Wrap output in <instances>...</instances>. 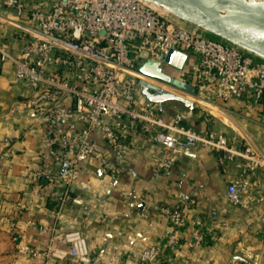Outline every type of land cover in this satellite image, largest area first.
I'll use <instances>...</instances> for the list:
<instances>
[{"label": "built area", "instance_id": "built-area-1", "mask_svg": "<svg viewBox=\"0 0 264 264\" xmlns=\"http://www.w3.org/2000/svg\"><path fill=\"white\" fill-rule=\"evenodd\" d=\"M29 3L0 0V21L14 10L16 25L25 33L17 52L0 38V69L12 62L16 78L32 91L11 112L29 111L43 127L45 149L30 174L38 185L43 179L59 181L60 207L79 182L80 166L85 162L96 163L111 177L113 186L119 185V170L109 167L111 152L123 155L131 146L139 150L156 146L167 155L163 167H170L177 154L192 147L211 148L221 162L239 168V175L228 182L227 199L236 206L250 207V176L264 167L260 147L247 135L197 129L194 109L177 104L162 107L143 93L142 83L180 91L196 107L225 111L228 102L236 99L255 109L264 102L263 58L224 38H211L204 29L147 0H57L35 7ZM171 51L186 56L182 68L164 60ZM148 62L173 66L177 76L165 73L192 89L144 73L141 67ZM97 136L109 150L98 147ZM166 214L171 225L166 249L171 254L180 250L186 235L197 247L215 231L214 226L189 221L180 209ZM12 226H16L14 221ZM56 239L52 236L47 258L74 256L80 264L91 263L82 232L72 231L60 239L68 247L54 245ZM22 252L39 254L27 246ZM162 254V248L151 246L140 252L139 259L146 263Z\"/></svg>", "mask_w": 264, "mask_h": 264}, {"label": "crops", "instance_id": "crops-1", "mask_svg": "<svg viewBox=\"0 0 264 264\" xmlns=\"http://www.w3.org/2000/svg\"><path fill=\"white\" fill-rule=\"evenodd\" d=\"M56 1L30 0L29 4ZM17 19L11 10L0 21V38L16 52L25 36ZM163 67L172 76L178 75L173 66ZM31 92L16 78L14 64L5 63L0 69V213L14 241L6 264H80L74 256L53 260L45 255L52 236L57 238L54 245L68 247L60 239L76 230L87 238L92 258L88 264H264V167L250 176V207L236 206L227 199L226 189L229 180L239 175V168L221 162L211 148L192 147L177 154L170 167H163L167 155L156 146L149 150L131 146L123 155L111 152L109 167L119 170V185L113 186L111 177L96 163L85 162L79 182L60 207L59 181L43 179L38 185L30 174L45 149L43 127L29 111L11 112ZM167 105L175 104L168 100L162 107ZM196 108L197 129L247 135L264 153V102L255 109L236 99L228 102L225 111ZM96 139L100 149H110L100 136ZM173 209L182 210L191 222L215 227L205 244L193 246L186 235L176 254L166 249L171 230L166 211ZM26 246L39 254L23 253ZM151 246L162 248V256L142 263L140 252Z\"/></svg>", "mask_w": 264, "mask_h": 264}, {"label": "water", "instance_id": "water-1", "mask_svg": "<svg viewBox=\"0 0 264 264\" xmlns=\"http://www.w3.org/2000/svg\"><path fill=\"white\" fill-rule=\"evenodd\" d=\"M147 1L162 6L185 22L237 44L264 59V0ZM185 57L184 54L171 51L164 60L182 68ZM155 65L154 62L145 65L149 75L156 74ZM168 77L171 81L192 89L190 85ZM142 90L149 99L158 102L161 106L168 100H187L176 93L146 82L142 83Z\"/></svg>", "mask_w": 264, "mask_h": 264}, {"label": "rangeland", "instance_id": "rangeland-1", "mask_svg": "<svg viewBox=\"0 0 264 264\" xmlns=\"http://www.w3.org/2000/svg\"><path fill=\"white\" fill-rule=\"evenodd\" d=\"M50 1H52V0H50ZM207 34L211 38H217L218 37L215 34H212L210 32H207ZM165 65H166V63L163 64V65L157 63L155 65V70H154V71H157V72H156V74L154 76L156 78L162 80V81L170 82L171 80L168 77L169 75H167L165 73V71L163 70V68H164L163 66H165ZM147 70H148V68L146 66L141 67V71H143L144 73L150 74V73H148ZM172 83H173V81H172ZM179 92H175V93L183 96V94H181ZM173 104H179L180 106H182V108H184L183 103L178 101V100H175V101L173 100ZM170 106L172 107V105H169L168 108H171ZM2 151L3 150H2V148L0 146V156L2 154ZM7 228L8 227L6 225V220L3 217V215H1V213H0V264H6L7 263L6 262L7 261V256L14 249V241H13L11 233L8 232Z\"/></svg>", "mask_w": 264, "mask_h": 264}, {"label": "trees", "instance_id": "trees-1", "mask_svg": "<svg viewBox=\"0 0 264 264\" xmlns=\"http://www.w3.org/2000/svg\"><path fill=\"white\" fill-rule=\"evenodd\" d=\"M178 101H180V102L183 103L184 108H189V109H194V110L197 109V108L195 107L194 103H192V102H190V101H188V100H185V101L178 100ZM13 220H16V219L13 218Z\"/></svg>", "mask_w": 264, "mask_h": 264}, {"label": "bare ground", "instance_id": "bare-ground-1", "mask_svg": "<svg viewBox=\"0 0 264 264\" xmlns=\"http://www.w3.org/2000/svg\"><path fill=\"white\" fill-rule=\"evenodd\" d=\"M154 5L157 6V7H158L159 9H161V10H166L164 7L159 6V5L155 4V3H154Z\"/></svg>", "mask_w": 264, "mask_h": 264}]
</instances>
